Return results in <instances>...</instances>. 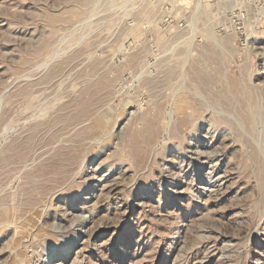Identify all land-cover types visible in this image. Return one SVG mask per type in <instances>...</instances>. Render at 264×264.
Instances as JSON below:
<instances>
[{"label": "rangeland", "instance_id": "obj_1", "mask_svg": "<svg viewBox=\"0 0 264 264\" xmlns=\"http://www.w3.org/2000/svg\"><path fill=\"white\" fill-rule=\"evenodd\" d=\"M0 264H264L254 0H0Z\"/></svg>", "mask_w": 264, "mask_h": 264}, {"label": "built area", "instance_id": "obj_2", "mask_svg": "<svg viewBox=\"0 0 264 264\" xmlns=\"http://www.w3.org/2000/svg\"><path fill=\"white\" fill-rule=\"evenodd\" d=\"M259 15L264 18V0H254Z\"/></svg>", "mask_w": 264, "mask_h": 264}]
</instances>
